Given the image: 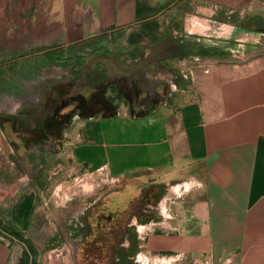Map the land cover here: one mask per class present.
Segmentation results:
<instances>
[{
    "label": "crops",
    "instance_id": "crops-1",
    "mask_svg": "<svg viewBox=\"0 0 264 264\" xmlns=\"http://www.w3.org/2000/svg\"><path fill=\"white\" fill-rule=\"evenodd\" d=\"M60 5L67 45L143 30L156 21L157 36L170 33L178 44L195 37L187 56L197 58L208 49L209 61L190 66L186 84L181 77L173 80L170 96L160 84L159 101L148 107L117 101L109 113H96L109 106L104 94L92 112L73 121L59 150L61 163L52 170L61 172L59 187L78 176L90 184L64 185L74 192L62 200L42 196L34 179L29 191H21L29 180L21 184L19 158L29 150L5 146L0 129V264H85L88 250L75 242L83 234V212L74 205L101 179L144 178L188 187L167 214L136 230L139 254L175 264L182 259L264 264V33L252 22L264 17V0H60ZM5 155L11 157L4 161ZM33 169L52 172L42 165ZM26 229L57 236L56 241L25 238Z\"/></svg>",
    "mask_w": 264,
    "mask_h": 264
},
{
    "label": "rangeland",
    "instance_id": "rangeland-1",
    "mask_svg": "<svg viewBox=\"0 0 264 264\" xmlns=\"http://www.w3.org/2000/svg\"><path fill=\"white\" fill-rule=\"evenodd\" d=\"M60 7V0H0V129L5 146H12V150H16L13 142L19 134L26 138L20 139L29 152L20 155L19 177L21 184L29 182L21 191H29L36 183L42 186V196L53 194L58 200L74 192L64 185L90 184L78 176L68 178L71 182L59 187L61 172L52 170L61 163L59 150L67 141L73 121L82 117L76 113L77 103L100 98L102 92L112 103L135 102L148 107L159 101L160 84L164 95L170 96L173 80L181 77L186 84L188 68L209 61L205 56L208 49H201L197 58L187 56L197 44L195 37L187 36L178 44L170 33L157 36L160 28L156 21L143 30L136 27L108 32L67 45L62 39ZM29 113H34L36 120L14 118ZM17 127L22 128L20 133ZM28 134H32L30 139ZM10 157L5 155L3 160ZM40 165L51 167L52 172L33 169ZM181 183L165 185L146 178L136 182L101 179L99 185L89 187L84 199L74 205L76 211L83 212V234L75 242L80 240L79 244L88 250L84 263L111 264L124 254L131 264H159L161 256L138 253V246H134L138 241L136 230L155 221L162 211L167 214L172 202L188 187ZM48 206L59 211L58 206ZM28 232L26 229L23 236L37 241L47 238L51 243L57 237ZM167 260L165 264L176 263ZM181 262L188 264L185 259Z\"/></svg>",
    "mask_w": 264,
    "mask_h": 264
},
{
    "label": "flooded vegetation",
    "instance_id": "flooded-vegetation-1",
    "mask_svg": "<svg viewBox=\"0 0 264 264\" xmlns=\"http://www.w3.org/2000/svg\"><path fill=\"white\" fill-rule=\"evenodd\" d=\"M95 100H96V98L92 97V98H91L89 101H87V102H84V103H77V104H76V108H75L76 113H77L78 115L82 116V115H85V114H87V113H89V112H92V111L95 109L96 104H98V103L95 102ZM21 116H23V117H21ZM34 117H35V116H34V113H32V114L29 113V115L22 114V115H20V116H18V117H14V118L17 119V120H18V119H22V120H25V121H29V120H30V121H32V120L34 121V120H36ZM14 118H13V119H14ZM34 123H36V122H34ZM12 128H14L13 125H12ZM20 130H22V128L17 127V131H18L19 133H20ZM17 131H16V132H17ZM23 133H24V132H23ZM28 135H29V136H28L27 138L30 139L32 134H28ZM21 137H23V136H21V135L19 134L18 139H17L16 141L13 142V145H15L16 148L19 149V150H21V149H22V146L25 145V144H22V143H21V141H20ZM23 139H26V138L23 137ZM31 144H32V146H36V144H34L33 142H31Z\"/></svg>",
    "mask_w": 264,
    "mask_h": 264
},
{
    "label": "trees",
    "instance_id": "trees-1",
    "mask_svg": "<svg viewBox=\"0 0 264 264\" xmlns=\"http://www.w3.org/2000/svg\"><path fill=\"white\" fill-rule=\"evenodd\" d=\"M253 24L255 26V30L263 32L264 33V17L262 16H255V18L253 19ZM105 96L102 92H100V100L96 99L95 102L96 103H100V101L104 100ZM106 102L108 103L109 106L107 107H100L94 111H96V113H103V114H107L110 112V110H112L114 107L112 106V102H110V100H106ZM18 235V234H16ZM19 237V236H18ZM137 243L135 242V247H136ZM128 260L126 259L125 255L123 254V256L121 258L118 259V261L116 262V264H128Z\"/></svg>",
    "mask_w": 264,
    "mask_h": 264
},
{
    "label": "bare ground",
    "instance_id": "bare-ground-1",
    "mask_svg": "<svg viewBox=\"0 0 264 264\" xmlns=\"http://www.w3.org/2000/svg\"><path fill=\"white\" fill-rule=\"evenodd\" d=\"M158 262H159V264H165L168 262V260H167V258H161V259H158Z\"/></svg>",
    "mask_w": 264,
    "mask_h": 264
}]
</instances>
